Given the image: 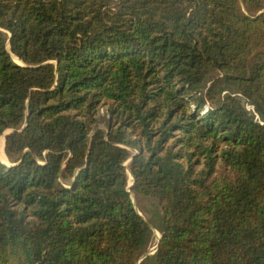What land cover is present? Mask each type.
<instances>
[{"label": "trees", "instance_id": "obj_1", "mask_svg": "<svg viewBox=\"0 0 264 264\" xmlns=\"http://www.w3.org/2000/svg\"><path fill=\"white\" fill-rule=\"evenodd\" d=\"M10 130L0 264H140L129 190L152 264H264V0H0Z\"/></svg>", "mask_w": 264, "mask_h": 264}, {"label": "rangeland", "instance_id": "obj_2", "mask_svg": "<svg viewBox=\"0 0 264 264\" xmlns=\"http://www.w3.org/2000/svg\"><path fill=\"white\" fill-rule=\"evenodd\" d=\"M108 119H109V116L107 115V109L104 108L103 109V113L101 112L100 113V116H99V128L106 129L107 124H108ZM4 147H5V144H4V136H2V137H0V160L2 162H4L5 164H9V162L7 161V158L5 156V151L3 149ZM126 166H128V162L126 163ZM132 180H133L132 179V175L129 172V187L133 183ZM129 192L131 193V197H132V200H133V202L135 204V207H136L137 211L145 219V221L147 223H149V225L151 226V229H152V236H151L150 241L147 244V246L144 247L143 250H142V256H141V258L139 260V263L140 264H152L151 261L149 262L148 260H145V259L148 258V257H150V256H152L154 254L156 245H157L158 240L160 238V233L154 227V224H153L151 215H147V214H145L143 212H140L141 205H140L138 196L134 192H132L131 190H129ZM155 215H157V217L160 216V210L159 209H157L155 211Z\"/></svg>", "mask_w": 264, "mask_h": 264}, {"label": "water", "instance_id": "obj_3", "mask_svg": "<svg viewBox=\"0 0 264 264\" xmlns=\"http://www.w3.org/2000/svg\"><path fill=\"white\" fill-rule=\"evenodd\" d=\"M110 118H111V117H110ZM11 132H12V130L8 131V132L5 134V136H4V144H5L6 136H8ZM2 163H4V162H2ZM4 164H5V163H4ZM8 165H9V164H8ZM132 179L134 180L133 176H132ZM133 180H132V181H133ZM133 185H134V184H133ZM160 239H161V238H159L158 243L160 242ZM157 248H158V244L156 245V248H155L154 253L156 252Z\"/></svg>", "mask_w": 264, "mask_h": 264}, {"label": "built area", "instance_id": "obj_4", "mask_svg": "<svg viewBox=\"0 0 264 264\" xmlns=\"http://www.w3.org/2000/svg\"><path fill=\"white\" fill-rule=\"evenodd\" d=\"M101 112L103 113V110ZM107 115H108V112H107Z\"/></svg>", "mask_w": 264, "mask_h": 264}, {"label": "bare ground", "instance_id": "obj_5", "mask_svg": "<svg viewBox=\"0 0 264 264\" xmlns=\"http://www.w3.org/2000/svg\"><path fill=\"white\" fill-rule=\"evenodd\" d=\"M3 150V149H2Z\"/></svg>", "mask_w": 264, "mask_h": 264}]
</instances>
